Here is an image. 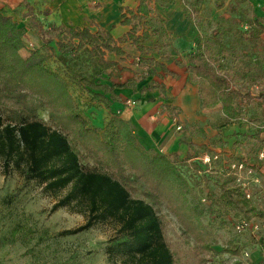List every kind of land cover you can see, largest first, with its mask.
I'll return each mask as SVG.
<instances>
[{"label": "trees", "instance_id": "1", "mask_svg": "<svg viewBox=\"0 0 264 264\" xmlns=\"http://www.w3.org/2000/svg\"><path fill=\"white\" fill-rule=\"evenodd\" d=\"M204 1L193 0L192 14L199 13ZM246 2L232 0L226 9L237 13L238 7ZM126 13L129 17L124 16L122 23L130 27L129 32L116 42L102 29L91 33L86 27L44 26L30 0H22L13 12L21 26L0 8V172L5 180L13 170L17 171L23 187L35 184L51 194L67 190L50 211L72 209L84 214L86 221L83 226L57 236H73L99 223L110 224L115 234L105 245L109 262L175 264L164 239L162 218L150 204L133 198L129 187L142 186L141 194L154 205H164L177 218L183 233L191 235L197 245L203 243V252H208L210 232L201 220L204 209L191 203L195 195L178 168L179 156L143 149L130 123L117 116H109L101 129L92 126L62 77L47 66L53 59L80 90L87 91L91 99L103 103L108 110L104 95L108 94L114 102L117 99L113 88L127 89L134 85L131 81L110 87L100 82L117 69L107 55H124L118 43L133 45L139 53V62L148 66L153 63L151 55H158L162 61L170 60V54L164 51L170 47V40L163 21L152 19L148 1L140 0L135 13ZM243 20L241 17L234 20L237 26L244 23L245 30H237L229 42L227 31L217 28L196 39L195 47L177 62L196 85L199 108L207 114V127L217 135L241 124L246 109L264 116V69L257 74L248 73L251 67L247 61L250 54L254 64L260 66L264 58V18ZM25 30L38 37L39 48L26 44ZM152 36L155 41L150 49L146 41ZM228 57L240 65L237 72L226 65ZM160 68L163 70V65ZM153 74L151 70L141 80ZM154 90L164 97L162 84L149 82L142 92ZM42 109L48 111L52 126L39 118ZM164 110L177 127V109L164 106ZM252 122L260 120L253 118ZM186 130L189 137L181 143L187 153L181 162L198 170L197 162L193 161L200 157L199 152L209 156L211 151L191 141L199 134L204 135L200 128L189 125ZM243 145L245 156L227 158L228 162H243L255 171L264 167V160H258V152L264 149V127L254 130ZM108 166L118 171L119 176L109 172ZM219 169L222 170L213 190L204 181L206 210L216 209L224 215L241 216L264 225V208L256 210L245 200L228 170L224 171L223 165ZM127 170L132 179L124 175ZM13 198L15 195L9 201ZM228 247V252L239 253L234 245Z\"/></svg>", "mask_w": 264, "mask_h": 264}, {"label": "rangeland", "instance_id": "2", "mask_svg": "<svg viewBox=\"0 0 264 264\" xmlns=\"http://www.w3.org/2000/svg\"><path fill=\"white\" fill-rule=\"evenodd\" d=\"M161 1L151 0L154 10L157 7L159 9L161 5L158 6V4ZM231 2L232 0L220 2L209 0L205 2L204 9L198 15H194L190 10L191 0H184L186 15L182 21L183 26L187 28L192 25L197 32V37L208 36L217 28H223L227 31L226 40L229 42L237 30H245L244 23L237 26L234 22L235 19L241 17L244 22L252 17L264 18V0H247L245 4L238 7L237 13L228 12L226 9V6ZM16 21L20 24L19 19ZM153 26L158 27L157 24H153ZM174 40H170L172 45L166 50L173 59L185 56L193 48L190 46L188 50L181 51L173 46ZM153 41L154 39H151L148 45H152ZM26 42V44L34 46L31 42ZM232 60L231 57H228L226 65L231 71L237 72L240 65L236 60ZM247 61L251 67L248 73L257 74L264 69V58L260 61V66L254 64L250 54ZM47 66L62 77L82 113H85L90 106H96L97 101L91 99V94L83 89L80 90L78 84L66 76L53 59L48 62ZM160 77L163 79L162 75ZM186 82L187 87L196 86L189 80ZM174 97L173 100L177 98L176 95ZM177 100V105L181 103L189 105L188 103H190L181 96ZM182 111L184 118L188 120L190 115L183 108ZM47 112L46 109H42L38 116L48 126H52L48 121ZM253 118H257L260 122H252ZM242 120L241 124L233 125L217 135L207 127V114L198 109V111H194V119L190 120V123L185 122L182 131L179 130L181 133L184 131V138H188L187 126L192 125L200 128L204 135L199 134L191 141L197 147L203 145L211 151L209 156L206 155L207 158L217 155L216 161L209 158V163H204L202 159L205 158V155L202 151L199 152L200 157L193 161L197 162L195 165L198 166V170L181 162L185 155L179 157L178 164L180 172L195 195L191 201L192 205H199L204 209L201 220L210 232L208 252H203V243L197 245L191 235L183 233V228L177 218L167 211L164 205H154L151 200L143 196L141 194L142 186L131 184L129 187L133 198L150 204L162 218L164 239L173 254L175 264H264L257 256L259 250L249 234L240 235L234 232L233 223L238 218L224 215L216 209L206 210L207 203L202 194L204 181L207 182V187L213 190L222 170L219 169L222 162L234 157L243 158L245 156L243 142L246 137L257 128L264 127V116H261L260 113L255 114L252 109L243 111ZM199 166L202 169H199ZM107 168L109 172L119 176L118 171L109 166ZM124 175L129 176L130 179L133 178L128 170L124 172ZM205 176L207 178L202 180ZM248 182L249 191L253 193L255 202L264 206V195L259 191V187L250 180ZM66 192L67 190H64L57 194H51L35 184L23 187L22 177L17 171L13 170L5 180L0 172V264H113L108 261L105 253L106 242L115 234V228L112 225L99 223L90 230L77 235L57 236L61 232L75 230L83 226L86 221L84 214L74 212L72 209L50 211L53 204ZM12 195H15V198L9 201ZM259 225L261 227L259 236L264 239V225ZM232 245L239 248L237 255L227 251L228 246ZM245 253L249 255V258H244Z\"/></svg>", "mask_w": 264, "mask_h": 264}, {"label": "crops", "instance_id": "3", "mask_svg": "<svg viewBox=\"0 0 264 264\" xmlns=\"http://www.w3.org/2000/svg\"><path fill=\"white\" fill-rule=\"evenodd\" d=\"M21 1L0 0V8L5 10L6 15L17 20L18 17L14 16L13 12ZM147 1L148 8L153 12L152 19H161L169 40L175 39L174 43L172 42L174 47L179 48L181 51L188 50L190 46L195 47V40L201 37H197V32L190 23L191 26L187 28L183 26L182 21L184 15H186L184 0H162L158 4V6L161 5L159 9L157 7L155 10L152 7L151 0ZM207 1L209 0H205L201 4L199 13L204 9V4ZM216 1L220 2L222 0ZM139 2L140 0H30L37 19L44 26L54 24L67 28L86 27L91 33H96L98 29H102L108 32L116 42L126 37L130 29L122 23L123 17H129L127 11L135 13ZM191 2L193 5V0ZM45 11L48 13L46 14ZM168 21H170L169 24ZM151 39L155 41L153 36L149 38V41H146V47L150 49L154 44L153 41L152 45H148ZM24 41L31 42L35 48L41 46L38 37L27 30H25ZM169 44L172 45L171 41ZM118 46L124 55L119 57L113 54L107 55L108 59L116 63L117 69L112 71L110 78L104 76L100 82L110 87L112 84L120 85L131 81L134 85L132 88L127 89L113 88L112 93L117 99L116 101L112 102L108 94L104 95L108 110L103 103L96 102V106H90L86 109L84 116L92 126L98 129L103 127L109 116H117L121 120L130 123L134 135L143 149L159 155L175 153L179 157L184 156L187 153L186 147L181 143L185 139L184 131L182 133L176 131L174 119L164 110V106L177 109L178 126L182 131L183 124L185 122L190 123V120L194 119V111L200 109L197 87L194 85L187 87L186 81L189 79L185 69L177 65L180 58H184V56L173 59L170 55L169 61H162L158 55H151L153 56V63L148 66L139 62V53L133 45L118 43ZM126 47L128 49H125ZM160 65H163V70ZM151 70L155 74L141 80V77ZM161 75L163 79H161ZM149 82L162 84L164 86V97L160 96L155 90L142 92L143 89L147 88ZM174 95L177 96L175 100H173ZM180 96L188 102L190 101L189 105L183 103L177 105V99ZM131 102H133V105H131ZM180 106L190 115L188 120L184 118Z\"/></svg>", "mask_w": 264, "mask_h": 264}, {"label": "built area", "instance_id": "4", "mask_svg": "<svg viewBox=\"0 0 264 264\" xmlns=\"http://www.w3.org/2000/svg\"><path fill=\"white\" fill-rule=\"evenodd\" d=\"M133 105V103H131ZM181 130L179 126L176 127V131ZM203 158L204 163H209L210 159L212 161L217 160V156L207 158L206 155ZM258 160H264V149H261L258 152ZM223 170H228V173L231 174L235 179V185L240 188L245 200L250 201L252 206L256 210L264 208V206L255 202V197L253 193H250L249 182L250 180L255 186L259 187V191L264 195V182H262V177H264V167H261L258 171L247 167L243 162H236L232 160L228 162L227 160L223 161ZM260 222L256 220H246L245 218L239 216L233 223V229L236 234L247 233L256 243V247L259 250L257 256L262 262H264V239L260 238L259 232L261 231ZM244 258H249V255L245 253Z\"/></svg>", "mask_w": 264, "mask_h": 264}]
</instances>
